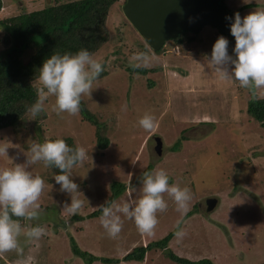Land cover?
<instances>
[{
    "label": "rangeland",
    "instance_id": "rangeland-1",
    "mask_svg": "<svg viewBox=\"0 0 264 264\" xmlns=\"http://www.w3.org/2000/svg\"><path fill=\"white\" fill-rule=\"evenodd\" d=\"M68 1L72 0H1L0 52L8 51L3 19ZM223 3L242 17L264 10V0ZM121 5L120 1L112 7L108 41L97 57L93 56L103 62L104 71L93 82L91 97L81 98L101 123L107 147L97 146L96 125L79 112L70 116L52 111L53 98L37 121L28 118L22 128L0 129V143H12L8 155L13 158L0 157V167L23 163L29 145L46 139L70 137L75 146L91 151L92 157L72 170L83 194H77L78 198L84 203L71 217L62 207L69 197L58 191L59 185L51 177L56 171L41 164L30 167L45 180L38 201L43 214L33 222L43 226L45 234L37 242H28L22 235L23 256L15 251L4 253L0 264H88L73 252V239L79 249L118 258V264H176L157 247L147 250L142 261L121 260L134 247L156 241L175 228L179 213L167 194L168 208L157 214L152 235L140 233L132 221L123 220L119 236L109 238L100 226V215L88 217L107 200L111 181L126 184L115 199L120 202L128 198L129 180L138 195L141 173L156 169L168 173L170 184L186 186L192 193L191 210L182 225L186 236L180 245L175 239L172 243L175 254L181 252L189 259L204 256L212 264H264V127L247 114L252 93L231 80L219 79L207 63L205 55L223 34L206 25L185 33L181 44L168 40L155 51L127 21ZM143 49L151 59L147 69L154 70L131 74L130 57ZM32 52L25 50L23 60ZM255 95L264 98V89L255 90ZM125 103L127 110L121 111ZM145 113L154 117V131H145L137 124ZM156 137L162 142L159 153ZM212 197L217 205L207 211L205 201ZM89 264L107 263L96 260Z\"/></svg>",
    "mask_w": 264,
    "mask_h": 264
},
{
    "label": "clouds",
    "instance_id": "clouds-1",
    "mask_svg": "<svg viewBox=\"0 0 264 264\" xmlns=\"http://www.w3.org/2000/svg\"><path fill=\"white\" fill-rule=\"evenodd\" d=\"M225 20L229 22V34L234 38L231 54L228 39L220 35L205 58L219 79L238 83L255 98V90L264 89V10L251 11L243 17L235 12L230 17L226 16ZM150 65L151 59L143 51L135 52L129 60V67L134 70ZM103 71V62L94 58L86 48L74 53L56 52L44 58L36 76V99L26 107L29 121L35 120L46 110L49 98H53L52 111L58 115L66 113L75 116L80 110L82 96L91 97L93 82ZM126 110L125 103L121 105V111ZM137 124L145 131H154L156 127L154 117L148 113L140 117ZM11 144L10 141L0 143V157L12 161L13 158L8 155ZM90 152L83 146H69L63 138L46 139L29 145L23 163L0 167V255L15 251L18 256H23L24 249L19 238L23 235L28 242H37L45 234L43 226L33 223L43 214L38 201L45 180L41 175L33 174L30 167L41 164L44 168L59 170L51 177L59 185L58 191L68 195L69 200L63 202L62 207L71 217L79 213L84 203L78 198L77 194H83L73 180L72 170L82 167L88 160L92 161ZM139 185L137 195V187L129 180L127 199L100 205L99 223L106 235L117 238L123 220L132 221L140 233L152 235L158 224L157 214L168 208L164 198L167 194L179 213L174 238L180 245L186 236L182 225L191 210V190L186 186L170 184L169 175L164 169L142 172ZM49 186L52 188V184L49 183Z\"/></svg>",
    "mask_w": 264,
    "mask_h": 264
},
{
    "label": "trees",
    "instance_id": "trees-1",
    "mask_svg": "<svg viewBox=\"0 0 264 264\" xmlns=\"http://www.w3.org/2000/svg\"><path fill=\"white\" fill-rule=\"evenodd\" d=\"M125 0H72L58 5L47 6L29 12H20L1 21L6 36L4 42L8 51L0 52V129L6 127L22 128L26 125L28 114L26 107L36 99L35 80L38 68L44 58L52 53H74L80 48H86L94 57L108 41L107 24L112 7L117 2ZM220 3L226 7L223 0ZM0 0V9H1ZM189 31H182L173 41L181 44ZM188 38V37H187ZM25 50H32L26 61L22 55ZM160 50V49H159ZM157 50V51H159ZM145 52V50H142ZM146 53V52H145ZM131 74H146L154 69L128 67ZM246 111L254 121L264 127V98L251 96L247 102ZM79 113L91 124L96 125L97 146L105 148L108 139L101 129L102 125L94 114L85 106L81 99ZM40 113L35 119L42 117ZM34 120V121H35ZM65 142L75 147L70 137ZM151 167L149 166L147 170ZM58 172V169L51 168ZM110 194L103 204L120 197L125 191L126 184L113 180L109 185ZM190 214V213H189ZM101 215L100 206L89 213L88 217ZM175 228L162 238L134 247L121 260L136 259L142 261L147 250L161 248L165 255L176 264H212L210 259L190 260L176 255L168 248V241L174 236ZM72 241V250L86 263L101 261L107 264H118L120 259L98 256L86 250H81Z\"/></svg>",
    "mask_w": 264,
    "mask_h": 264
},
{
    "label": "water",
    "instance_id": "water-1",
    "mask_svg": "<svg viewBox=\"0 0 264 264\" xmlns=\"http://www.w3.org/2000/svg\"><path fill=\"white\" fill-rule=\"evenodd\" d=\"M121 10L127 21L152 50L161 49L165 42L174 40L186 30L196 32L208 25L215 27L229 41V54L234 38L229 34L226 16L233 13L220 0H125ZM156 150L162 142L156 137ZM215 198H207L206 210L216 206Z\"/></svg>",
    "mask_w": 264,
    "mask_h": 264
},
{
    "label": "crops",
    "instance_id": "crops-1",
    "mask_svg": "<svg viewBox=\"0 0 264 264\" xmlns=\"http://www.w3.org/2000/svg\"><path fill=\"white\" fill-rule=\"evenodd\" d=\"M174 237H171L170 238V240L168 241V245L170 246V248L172 249V251H174V249H173V247H172V243H173V241H174ZM147 253V252H146ZM176 255H178V256H180V257H185L186 258V254H182L181 252H176ZM192 259H190V260H199V259H201V258H205L204 256H201V257H199V255L198 256H196V258L195 259H193V257H191ZM189 259V258H188Z\"/></svg>",
    "mask_w": 264,
    "mask_h": 264
}]
</instances>
